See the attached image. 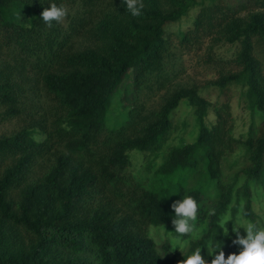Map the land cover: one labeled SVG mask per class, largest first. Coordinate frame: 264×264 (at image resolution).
<instances>
[{
  "label": "trees",
  "instance_id": "16d2710c",
  "mask_svg": "<svg viewBox=\"0 0 264 264\" xmlns=\"http://www.w3.org/2000/svg\"><path fill=\"white\" fill-rule=\"evenodd\" d=\"M69 1L0 0L1 120L21 119L29 113L28 103L29 109H41L34 122L0 137V264H178L184 256H167L168 244L160 252L148 229L175 232L171 204L189 195L200 206L196 227L207 221L206 233L191 243L190 253L202 248L209 255L211 243L217 255L220 248L225 258L238 254L232 222L226 225L228 237L219 224L232 194L222 182L220 163L225 153L245 147L243 214L259 227L248 182L264 185V120L257 136L251 127L245 140L235 138L231 88H241L250 111L264 114V0H208L193 27L179 33L184 48L216 30L236 47L224 64L228 70L213 83L222 103L180 88L154 119L131 110L121 130L106 134L108 112L130 71L136 101L155 85L165 87L172 56L167 31L197 4L165 0L167 10L163 0H143L142 15L133 17L122 0H83L85 13L70 18L66 28L56 21L47 27L41 12L51 3ZM107 2L112 4L103 11ZM182 101L194 111L198 136L192 144L167 147L172 115ZM164 150L152 181L123 179L130 153ZM50 157L47 170L31 181L33 167ZM213 184L214 198L209 195Z\"/></svg>",
  "mask_w": 264,
  "mask_h": 264
},
{
  "label": "rangeland",
  "instance_id": "374dc122",
  "mask_svg": "<svg viewBox=\"0 0 264 264\" xmlns=\"http://www.w3.org/2000/svg\"><path fill=\"white\" fill-rule=\"evenodd\" d=\"M196 4L185 15L180 22L172 24L167 34L170 38L171 53L170 65L168 66L170 75L169 81L164 88L159 89L158 85L153 86L151 90L147 89L143 95L136 101L137 96L133 94V82L134 73L130 71L127 77V81L122 89L123 92L116 97L112 103V106L108 112L105 133L116 129L121 130L127 123L130 111L134 110V115L140 114L147 119H154L156 114L165 104L167 98L177 89L187 88L197 90L201 96L206 98L212 104L222 103L224 97L219 95V90L213 83L219 78L222 70H228V66L225 67V62L232 59L236 47L229 44L222 38L220 34L221 30L214 31L212 36L199 39L196 44L189 47H182L180 45L179 33L185 32L193 27V21L198 16L201 5L208 3V0H195ZM110 3H106L102 10H106L111 6ZM161 5L164 9H169L170 5L167 1L163 0ZM68 9V15L61 21L63 27H67L70 18L85 13L83 8V0H70L66 6ZM260 12H264L260 10ZM90 14V13H89ZM94 15H97V13ZM241 18L246 19L248 13H243ZM172 65V68H171ZM152 82L158 83L157 81ZM153 84V83H152ZM231 120H232V134L235 138L245 140L249 136L251 127L252 135H258V129L260 124L264 120V114L255 111H250L242 101V90L238 86L231 88ZM46 105V100L42 99V106ZM29 103L27 108L29 113L21 119L2 121L0 116V137L4 135H10L14 131L19 130L22 126L31 124L35 121L33 118H39L37 110L41 112L40 107L32 110L29 109ZM31 112V113H30ZM173 121V133L170 137L167 147H180L186 144H192L196 141L199 128L196 121V116L193 109L185 101H182L178 109L172 115ZM209 122H213L214 118L211 115L208 119ZM126 134H132L131 130H126ZM103 136V134H102ZM106 137L102 138L104 140ZM166 150L162 151L159 155L156 154H140L139 152L130 153V165L123 172V179L128 180L130 183H148L153 180L155 171L161 166L165 159ZM53 158H45L38 161L37 165L33 167V170L29 174V178L39 177L47 170V167L52 163ZM221 178L222 182L232 187L231 201L227 206V209L223 212L220 218L219 224L224 229L225 236H229L227 223L225 220H231L232 225L245 224L251 222L244 214L245 199L241 195L242 188L247 182V175L245 169L248 165L246 158V149L243 145H239L233 152L225 153L221 160ZM198 171H203V168H199ZM29 179V180H30ZM197 179V178H196ZM191 182V181H190ZM195 179L192 180V183ZM252 195L253 211L256 215V221L259 227L264 228V185L257 184L253 181L248 182ZM192 185V184H191ZM218 193V188L213 184L210 189V196L214 198ZM235 208L236 211H235ZM236 212V213H235ZM198 236L196 238L189 237L186 240L187 243L181 248V250L174 243L177 238L174 232L168 227H150L148 229V236L152 238L158 245L159 251L164 252V246L168 244L170 251L166 253L167 256H173L177 254L179 257L188 256L190 253L191 243L200 240L207 231V221L196 227ZM171 232V233H169ZM239 232L242 236L247 235L243 227L239 228ZM234 233V232H233ZM235 234V233H234ZM236 237V235H235ZM210 244V243H209ZM238 251L243 248L242 245L237 244ZM209 255H206L201 250L202 257L209 261L217 255L216 251L210 256L213 247H209ZM183 253V254H182ZM210 264V262H209Z\"/></svg>",
  "mask_w": 264,
  "mask_h": 264
},
{
  "label": "clouds",
  "instance_id": "9594fccd",
  "mask_svg": "<svg viewBox=\"0 0 264 264\" xmlns=\"http://www.w3.org/2000/svg\"><path fill=\"white\" fill-rule=\"evenodd\" d=\"M122 4L126 6V10L131 13L133 17H140L144 8L143 0H122ZM42 21L49 28L52 27L53 21L61 22L68 15V9L63 6H57L55 3H51L50 7L45 8L41 12ZM171 208L174 211V217L172 224L175 228L177 238L174 243L176 248H181L187 243L186 240H181V237H193L198 236L196 230V221L198 219L199 204L192 196H184L182 200L174 201L171 204ZM215 212L210 211L209 215H214ZM231 220H225V223H229ZM243 227L247 233L246 237L242 236L239 232V228ZM232 231L236 235V239L233 240V244L242 245V250L236 254L232 253L225 258L223 250L219 249V254L215 255L211 259L210 264H264V228L258 227L255 222H247L245 224L233 225ZM171 233V232H169ZM209 247H213L209 244ZM202 248H198L196 251L189 254L186 258L178 262V264H209L201 255ZM216 251L213 247V252ZM183 254V253H182Z\"/></svg>",
  "mask_w": 264,
  "mask_h": 264
}]
</instances>
